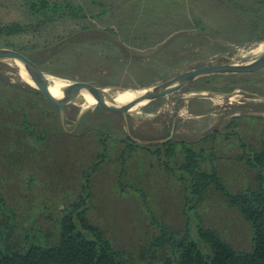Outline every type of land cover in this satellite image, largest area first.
Listing matches in <instances>:
<instances>
[{"label":"rangeland","instance_id":"rangeland-1","mask_svg":"<svg viewBox=\"0 0 264 264\" xmlns=\"http://www.w3.org/2000/svg\"><path fill=\"white\" fill-rule=\"evenodd\" d=\"M46 1L79 6L75 11L81 19L66 17L46 25L44 16L31 13L38 0H0V51L30 59L58 95L105 89L124 97L127 106L126 96L142 98V91L176 76L234 61L252 62L264 54V5L256 0ZM19 94L29 106L26 118L44 126L49 116L42 105L46 99L32 73L0 63V189L27 220L28 230L38 224L51 228L47 216L78 201L88 183L87 219L129 264H158L160 226L178 238L189 226L195 235L201 223L234 248H250L249 223L214 187L187 204L186 188L193 183L177 144L200 143L199 155L207 160L202 169L213 165L227 189L241 188L246 165L239 161L244 152L239 140H201L216 128L228 130L227 117L237 112L255 119L242 122L239 135L248 136L250 144L261 139L264 66L251 73L206 76L167 91L133 115L122 114L107 101L90 107L86 99L70 101L62 126L53 104L61 132L50 144L33 149L27 158L33 167L28 169L19 163L31 143L18 127L26 111L15 106ZM104 136L107 150L101 154ZM170 140L180 154L153 155ZM130 142L136 145L134 151L123 154Z\"/></svg>","mask_w":264,"mask_h":264},{"label":"trees","instance_id":"trees-1","mask_svg":"<svg viewBox=\"0 0 264 264\" xmlns=\"http://www.w3.org/2000/svg\"><path fill=\"white\" fill-rule=\"evenodd\" d=\"M256 3L264 5V0H256ZM75 9L81 8L71 3L63 7L58 3L52 4L46 0H38V4H32L31 13L44 16L46 22L43 24L47 25L66 17L73 20L81 19ZM17 29L18 27H15L12 31ZM86 31L90 33L91 27H88ZM19 95L16 97L17 105L15 106L18 110L26 111L22 114L18 127L24 132V138L28 140L31 138V143L28 145L29 153L27 149H24L25 159L19 163L20 167L28 169L33 167L27 159L33 149L43 148L47 142L50 144L59 136L61 130L58 127L56 110L52 103L42 99V105L47 106V115H49L43 126L38 122L32 123L26 118L25 114L29 111V106L24 105L25 97ZM16 113L19 115V112ZM50 113L54 116L51 117ZM237 114L238 112L231 113L227 117L225 128L228 130L222 131L216 128L201 141L215 143L220 137L226 143L234 138L239 140L240 147L244 149L239 161L246 165V169L242 172L241 180L244 185L241 182V188L227 189L213 165L210 170L202 169L201 165L207 160L199 155L203 153L200 143L196 142L190 146L185 143L177 145L185 154L183 169L193 183L186 188L187 204H190L194 197L200 199L203 191L214 187L228 205L236 208L243 219L249 223L252 235L250 248L248 250L234 248L215 230L204 228L201 223L196 224L195 235L189 226L178 238L171 236L165 227L160 226L156 250L161 256H155L156 263L264 264V132L259 131L262 134L260 140L251 144L247 143L248 136L239 135L242 131L240 127L243 125L242 122L255 119L248 114ZM107 142V136L100 140L101 154L106 152ZM134 145L132 142L125 144L122 153L133 152ZM177 145L170 140L152 153L154 156L161 153L165 157H172L176 153H181H178ZM95 168L94 164L92 170ZM87 184H84L78 201L64 204L61 209L47 216L46 219L51 221V228L38 224L31 231L27 229L29 227L27 220L8 204L7 198L0 189V264H129L127 258L115 249L105 234L87 219L86 199L89 194L86 189Z\"/></svg>","mask_w":264,"mask_h":264},{"label":"water","instance_id":"water-1","mask_svg":"<svg viewBox=\"0 0 264 264\" xmlns=\"http://www.w3.org/2000/svg\"><path fill=\"white\" fill-rule=\"evenodd\" d=\"M0 63L19 65L22 68L30 71L34 76L35 80L37 81L40 87V91L42 92L44 98L48 102L54 104L57 107V110L59 112L60 122L62 126H64V116H65L64 110L66 103L70 101L84 100L87 97L92 99L100 98L102 100H99L98 102L107 101L122 114L133 115L137 111H139L146 103L154 99H157L167 91L176 90L184 86H188L194 83L195 81L204 78L206 76L220 74V73H227V72L236 73V74L251 73L264 66V54H262L259 58L255 59L252 62L234 61L225 64L207 66L201 68L197 70L193 75L176 76L166 81L165 83L161 84L160 86H157L155 88L146 91L145 95L134 106H132L131 104L125 106L124 104L119 103L117 101V97L113 93L105 89H90L85 92H81L77 94L73 93V94L54 96L50 90L51 83L45 77V75L42 73L39 67L35 63H33L30 59L22 55L0 51ZM222 95L229 97L231 94H222Z\"/></svg>","mask_w":264,"mask_h":264},{"label":"bare ground","instance_id":"bare-ground-1","mask_svg":"<svg viewBox=\"0 0 264 264\" xmlns=\"http://www.w3.org/2000/svg\"><path fill=\"white\" fill-rule=\"evenodd\" d=\"M50 90H51V93L54 95V96H60L58 94H56V89L55 87L51 84V87H50ZM146 93V90L145 91H142L140 94H143L145 95ZM117 97V101L121 104H123V98L122 96H116ZM126 99H128L130 101L129 104H131L132 106H134L141 98H138L136 96H126ZM87 100V107H90V106H93L96 102H98L99 100H102L100 98H94V99H91L89 97L86 98ZM75 104V103H74Z\"/></svg>","mask_w":264,"mask_h":264}]
</instances>
